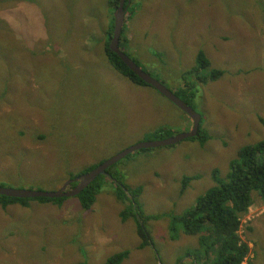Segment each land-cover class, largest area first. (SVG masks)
Listing matches in <instances>:
<instances>
[{"label": "rangeland", "instance_id": "374dc122", "mask_svg": "<svg viewBox=\"0 0 264 264\" xmlns=\"http://www.w3.org/2000/svg\"><path fill=\"white\" fill-rule=\"evenodd\" d=\"M129 5L125 53L171 91L188 81L208 139L140 149L112 166L126 185H142L137 197L150 243L141 245L130 201L106 179L88 209L75 196L0 205V264H104L123 250L121 264L207 262L195 253L199 234L176 228L175 218L214 184L213 168L224 176L241 146L264 139V0ZM113 12L109 0H0V185L56 190L130 144L192 127L152 86L122 87L100 70L110 66L100 47ZM200 52L222 71L218 79L192 72ZM195 174L182 189V177ZM238 233L249 246L242 264H264L259 196Z\"/></svg>", "mask_w": 264, "mask_h": 264}, {"label": "trees", "instance_id": "16d2710c", "mask_svg": "<svg viewBox=\"0 0 264 264\" xmlns=\"http://www.w3.org/2000/svg\"><path fill=\"white\" fill-rule=\"evenodd\" d=\"M118 1L119 0H109V3L115 8ZM126 6L125 3L124 8L127 12L129 6L128 8H126ZM111 33L112 29L107 31L106 43L103 48L108 63L116 72L126 77L130 82L134 84L148 85L131 71L115 52H112L109 49L108 42ZM196 62L198 63L196 64L197 67H192V72H196V76L199 80L205 81L206 77L210 78L209 80H215L222 75L220 69L209 67V61L204 57L203 52L199 53ZM199 66L202 68L198 69V72L197 68ZM193 78L194 80H191L190 83L196 82L198 85L197 78ZM183 81H185L184 77ZM187 84L188 81L186 80L183 88L173 92L186 104L194 108L192 100L195 93H193L194 90L187 86ZM185 115L188 116L186 113ZM156 134L158 136H155L154 138L159 139L175 133L170 132V130H161L156 132ZM207 139V132L200 126L197 135L184 140H198L200 143L204 144L203 142ZM112 166H109L106 171L115 180L106 178L103 175H98L86 187L78 192L76 198L83 209L90 208L94 203L97 194L100 192L104 180L109 179L116 187L115 193H117L122 199L130 201L129 213L133 212V218L137 225L138 234L145 243L147 241V233L143 226L142 221H144V219L137 198L142 189V185L139 184L134 187L126 185L122 178L117 176L115 172H111ZM89 170V168H85L76 176L86 173ZM69 177L71 178L75 176L70 174ZM198 177V174L183 176L181 179V188L184 189L192 179ZM211 177L214 184L207 188L203 193L197 195L194 204L175 218L177 223L176 228L181 226L185 233L191 235L199 234L198 245L200 249L195 253L198 255L197 259L201 256L206 257V264H242L249 252V246L246 242L241 240L238 233L241 225V216L248 212L253 201V195L259 196L264 200V139L241 146L237 150L235 158L228 163V170L225 172L224 176H221L220 171L215 167L211 170ZM65 198L66 197L18 198L0 195V205L3 207L13 203L26 205L30 200L61 203ZM128 253L127 250L113 253L105 259L104 264H121V262L128 256ZM211 253L212 255H210ZM247 264H251V262L248 261Z\"/></svg>", "mask_w": 264, "mask_h": 264}, {"label": "water", "instance_id": "95a60500", "mask_svg": "<svg viewBox=\"0 0 264 264\" xmlns=\"http://www.w3.org/2000/svg\"><path fill=\"white\" fill-rule=\"evenodd\" d=\"M124 2L125 0H119L118 6L113 13V30L110 36L108 47L112 52H115L120 59L126 64V66L133 71L138 77H140L146 84L155 88L159 93L170 100L179 109L183 110L192 120V127L185 132H179L159 139H149L138 141L134 144H130L119 152H116L110 158L102 161L93 169L86 173L76 176L74 179H67L61 187L56 190H40L31 188H13L9 186L0 185V195L8 197L18 198H33V197H69L75 196L79 191L86 187L91 181H93L98 175H103L114 179L107 173V167L113 165L119 160L123 159L127 155L140 149L157 148L161 146H169L176 144L186 138L197 135L200 123L201 114L197 112L190 105L186 104L181 98H179L173 91L167 88L161 81L152 77L149 73L144 71L133 59H131L119 46V38L124 23ZM115 180V179H114ZM71 182H77V184L71 188L66 189Z\"/></svg>", "mask_w": 264, "mask_h": 264}, {"label": "crops", "instance_id": "0c3cea01", "mask_svg": "<svg viewBox=\"0 0 264 264\" xmlns=\"http://www.w3.org/2000/svg\"><path fill=\"white\" fill-rule=\"evenodd\" d=\"M103 48H104V44L102 43V44H101V47H100V50H101V52H102L104 58L106 59L105 54H104V51H103ZM106 60H107V59H106ZM107 62H108V61H107ZM108 65H110V64L108 63ZM100 70H104V71H106V72L108 73V78H109L110 82H112V83H117V84L121 85L122 87H125V86H128V85H131V84H134V83L130 82L126 77H124V76L118 74V72H116V71L112 68L111 65H110L109 68H107V69H102V68H101ZM136 85H137V86H144V85H140V84H136ZM122 93H123V92H122Z\"/></svg>", "mask_w": 264, "mask_h": 264}, {"label": "clouds", "instance_id": "9594fccd", "mask_svg": "<svg viewBox=\"0 0 264 264\" xmlns=\"http://www.w3.org/2000/svg\"><path fill=\"white\" fill-rule=\"evenodd\" d=\"M117 6H118V4H117ZM116 6V7H117ZM124 6H125V2H124ZM112 7V9H113V11H115V9H116V7L114 8L113 6H111ZM126 8H127V6H126ZM125 9H124V23H123V26H124V24H125ZM114 13V12H113ZM123 26H122V29H123ZM111 29L113 30V26H111ZM121 33H122V30H121ZM121 33H120V37H121ZM112 34V33H111ZM111 36V35H110ZM109 40H110V37H109ZM109 43V42H108ZM119 46L123 49V47H122V44H120V38H119ZM123 51H124V49H123ZM125 52V51H124ZM183 132H185V131H183ZM138 151V150H137ZM133 154V152L131 153V154H129V155H132ZM129 155H127V156H129ZM126 156V157H127ZM125 158V157H124ZM120 161V160H119ZM108 168V167H107ZM107 170V169H106ZM106 177V176H105ZM106 178H109V177H106ZM139 185V184H138ZM142 190V189H141ZM138 198V197H137ZM138 200H139V198H138ZM138 202H140V201H138ZM148 243H150V238H147V241L144 243V245H146V244H148ZM122 263V262H121Z\"/></svg>", "mask_w": 264, "mask_h": 264}, {"label": "flooded vegetation", "instance_id": "af4514ba", "mask_svg": "<svg viewBox=\"0 0 264 264\" xmlns=\"http://www.w3.org/2000/svg\"><path fill=\"white\" fill-rule=\"evenodd\" d=\"M129 1H131V0H125V3H126V5H127V8H128V6L130 7V5H129ZM114 164H115V163H114ZM114 164H113V165H114ZM111 166H112V165H111ZM76 175H77V174H76ZM76 175H74V176L76 177ZM80 175H81V174H80ZM80 175H78V176H80ZM75 177H71V179H74ZM68 179H70V177H69ZM71 184H73V185H71ZM76 184H77V182H71L70 184H68V186H69L68 189L73 188ZM68 186H67V187H68ZM67 187H66V188H67ZM68 189H67V190H68ZM77 194H78V193H77ZM77 194H76V195H77ZM76 195H75V197H76ZM141 245L144 246V243L141 244Z\"/></svg>", "mask_w": 264, "mask_h": 264}]
</instances>
